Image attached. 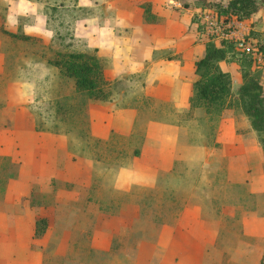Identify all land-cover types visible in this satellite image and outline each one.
Listing matches in <instances>:
<instances>
[{
  "label": "rangeland",
  "instance_id": "obj_1",
  "mask_svg": "<svg viewBox=\"0 0 264 264\" xmlns=\"http://www.w3.org/2000/svg\"><path fill=\"white\" fill-rule=\"evenodd\" d=\"M39 2L48 42L9 34L35 16L5 28L0 0V264H264V152L236 99L238 63L220 60L239 75L220 112L195 95L194 62L225 33L203 19L207 1ZM259 3L241 20L264 86ZM88 15L119 57L75 34ZM68 51L98 56L104 97L53 63Z\"/></svg>",
  "mask_w": 264,
  "mask_h": 264
},
{
  "label": "trees",
  "instance_id": "obj_2",
  "mask_svg": "<svg viewBox=\"0 0 264 264\" xmlns=\"http://www.w3.org/2000/svg\"><path fill=\"white\" fill-rule=\"evenodd\" d=\"M206 1L207 4L202 6L214 10L217 15L223 17L235 16L239 19L252 17L256 16L260 8V3L257 0ZM142 4L144 19L151 21L152 19L147 14L150 11L149 2L144 1ZM203 24L204 22L201 21L198 26ZM9 34L28 36L11 31ZM262 44L260 43L258 47L261 48ZM252 53L253 49L249 52L241 51L232 38L221 36L215 39L213 34L209 35L205 44V52L194 62L198 77L193 81V85L195 95L203 103L205 110L220 112L221 109L229 105L227 98L232 96V90L231 74L228 70L222 69L219 61H236L242 79L238 86L236 99L239 100L243 111L249 117L251 127L260 134V142L264 152V86L252 68ZM53 63L59 67L62 73L73 78L77 90L86 91L95 98L105 96L102 87L104 81L103 66L94 52H59ZM40 221L42 222L44 219H40ZM40 230L37 223L36 231L39 232Z\"/></svg>",
  "mask_w": 264,
  "mask_h": 264
},
{
  "label": "clouds",
  "instance_id": "obj_3",
  "mask_svg": "<svg viewBox=\"0 0 264 264\" xmlns=\"http://www.w3.org/2000/svg\"><path fill=\"white\" fill-rule=\"evenodd\" d=\"M3 5L6 7L5 28L11 25L19 23L18 17L21 15L32 14L35 16L34 23H25L23 26V34L25 35H39L42 36L46 42L50 41L55 32L51 29L45 28V19L38 14V9L43 7V4L39 0H2ZM92 6V0H68V7L89 8ZM97 17L94 15H88L80 18L73 27L77 36H83L88 38L89 45L98 44L101 48L112 49L115 47L114 55L119 57L117 53L123 50L119 47V41L112 36V30L110 28H97ZM118 23H123V20H119ZM91 29V31H89ZM98 33V36L94 34ZM40 67L43 75H48L46 69ZM42 78V77H41Z\"/></svg>",
  "mask_w": 264,
  "mask_h": 264
},
{
  "label": "built area",
  "instance_id": "obj_4",
  "mask_svg": "<svg viewBox=\"0 0 264 264\" xmlns=\"http://www.w3.org/2000/svg\"><path fill=\"white\" fill-rule=\"evenodd\" d=\"M202 13L203 19L215 26L214 31L222 27L225 30L222 36L232 38L241 51L249 52L253 49L252 43L245 38V25L241 19L235 16H219L210 8L203 10Z\"/></svg>",
  "mask_w": 264,
  "mask_h": 264
},
{
  "label": "crops",
  "instance_id": "obj_5",
  "mask_svg": "<svg viewBox=\"0 0 264 264\" xmlns=\"http://www.w3.org/2000/svg\"><path fill=\"white\" fill-rule=\"evenodd\" d=\"M257 1H258V0H257ZM258 2H261V4L264 5L263 1H261V0L258 1ZM263 8H264V7H263ZM261 11H262V7H261V5H260V8H259L258 12L256 13V16H259V14L261 13ZM221 62H222V61H220V66L222 67V69H224V70H228V71L230 72L232 78L235 77L236 79H238V77H239L238 73H237V74H235L236 72L233 73V71L230 70L229 67H226V68H225V66H222V63H221ZM172 83H173V82H172ZM170 90H172L171 86H170Z\"/></svg>",
  "mask_w": 264,
  "mask_h": 264
}]
</instances>
